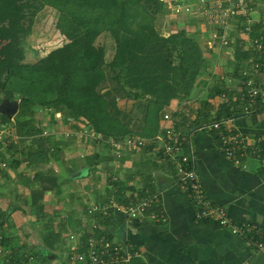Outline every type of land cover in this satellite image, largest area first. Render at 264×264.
Wrapping results in <instances>:
<instances>
[{"label":"trees","instance_id":"trees-1","mask_svg":"<svg viewBox=\"0 0 264 264\" xmlns=\"http://www.w3.org/2000/svg\"><path fill=\"white\" fill-rule=\"evenodd\" d=\"M190 1L196 4V1ZM176 3V0H0V103L7 97L20 101L19 110L13 119L0 113V132L6 123L13 121L15 134L19 137V142L0 150V164L6 166L8 163L15 168L22 164L28 167L32 164L42 165L32 179L30 175L26 177L33 180L35 185L39 183L36 186L38 188L31 193L33 204L37 207L36 214L45 212V203L41 200L47 191L53 190L58 195L65 185L71 183L72 178L60 174L54 167L55 163L61 166L65 160L74 169L79 168L80 163L87 176L93 171L107 170L106 190L111 192L108 193L109 198H104L100 203L105 205L111 198L119 204H126L127 179L114 180V175H109L111 164L116 159L112 155V141H122L129 135L146 138L155 136L160 129L164 108L170 106L172 99L184 101L190 98L206 68L198 33L183 28L166 35L155 24L156 13H161L164 18L174 10ZM46 5L59 10L57 25L66 36V42L37 61L26 62L23 42L31 32L35 17ZM193 15V11L188 12V16ZM197 19L200 21L202 18ZM203 23L208 29V25ZM210 24L214 33H222L221 26ZM103 33L112 35L116 42L110 63L105 61L104 47L96 43ZM256 35L257 32L253 30L251 36ZM229 45H233L232 40ZM235 51L236 59L244 61L245 58L238 57V46ZM258 62L261 64L257 71L261 73L264 62ZM216 86L199 107L198 119L193 121V127L241 113L239 99L233 100L229 93L228 99L217 106L210 102L211 98L227 91L221 85ZM129 99H133L129 110L120 108V105L125 107ZM152 100L162 104V109L158 108L157 111L155 126L148 124L146 116ZM143 105L146 111L138 117L135 109ZM46 109H53L50 114L51 128L56 126L57 114L61 113L72 132L66 131L64 138L56 136L54 130L47 132V125L40 117V112ZM69 118H74L75 122L71 123ZM88 130L95 141V144H91L93 149L85 138ZM80 132L84 133L78 145L81 144L83 151L78 158L73 151L78 148L74 143ZM9 136L12 138L13 135ZM99 143L102 147L97 145ZM0 145L3 143L0 142ZM151 145L145 146L144 151L148 154L153 153ZM13 148H18V155L10 158L6 153ZM69 152L70 158L65 159L64 154ZM42 180H46L50 188L41 186ZM88 185L87 189H90L91 183ZM81 204L85 206L89 222L96 223V230L111 226L110 217L104 214L103 209L91 211L86 209L85 203ZM3 221L0 220V227ZM107 230L104 232L107 233ZM76 231L74 233H82L83 236L79 234L81 238L85 237V230ZM1 234V242L8 249L10 239ZM60 241V231L54 230L44 235L45 245L53 251L60 248ZM8 256L10 258H3L1 264L20 262V254L16 250ZM27 256L21 261L22 264H28ZM53 261L46 254L41 255L39 262L34 264H51Z\"/></svg>","mask_w":264,"mask_h":264},{"label":"crops","instance_id":"crops-1","mask_svg":"<svg viewBox=\"0 0 264 264\" xmlns=\"http://www.w3.org/2000/svg\"><path fill=\"white\" fill-rule=\"evenodd\" d=\"M248 5L252 19L248 22L240 15L231 20L229 30L233 45L229 46L221 45L218 39L213 37L212 25L198 14L196 8L192 17L188 16V12L175 15L169 13L170 20L161 23L160 27L166 35L183 28L198 33L204 50L206 68L204 67L192 96L184 101L173 99L170 106L163 111L159 122L160 129L156 135L170 125L182 131L187 137L188 144L190 142L194 149L196 171L203 183L207 200L223 206L235 223L249 221L264 227V76L253 69V65L263 58H260L259 51L251 42V39L264 35V21L261 20L264 15V0H248ZM197 18L203 20L198 21ZM201 20L208 25V29H205V24ZM246 25L250 27L247 31ZM253 30L257 32L254 37L251 36ZM237 46L238 57L245 58L244 61L236 59ZM249 69L255 80L260 83L261 91L250 111H246L249 93L244 83L243 72ZM216 85H221V88L227 91L222 92L224 97L221 94L210 99L214 106L227 100V93L233 96V100L239 99L240 102L238 108L242 110L241 113L233 116L228 124L222 126L223 129L237 132L239 138L244 141L243 147L237 152L239 163L226 155L218 130L209 126L215 120L192 126L193 121L198 119L197 112L203 105V100L208 98L211 89ZM167 112L173 119H164L163 115ZM77 142L79 140L76 139L74 145ZM150 143L154 145L152 141H148L146 147ZM77 146L73 154L79 158L83 150L81 144ZM90 146L94 148L93 145ZM146 147L139 152L123 150L121 156L112 153L116 159L111 164L112 170H109V175L113 174L114 180L127 179L126 204H119L111 198L105 205L100 203L104 198H109L108 193L111 192L106 190L108 172L103 177L99 174L96 183L90 180V189H87L88 182L85 184L82 180L81 187L78 184V189L82 190L81 195L84 196L83 191H88L89 196L76 199L79 208L75 210L73 216L63 219L60 224L63 229L60 230V248L53 252H62L64 248L69 247L70 242H66L68 237L63 240L66 232L64 228L73 222L77 229L85 230L83 231L86 233L85 237L79 238L83 240V244L90 236L106 237L127 245L132 251H137L139 255L133 258L132 264H264V253L248 245L245 237L234 234L214 219H199L192 198L176 182L173 162L166 155L146 153L144 151ZM70 153L64 154L65 159L70 158ZM63 163L66 164L67 161ZM78 164L79 168H73V171L78 173L74 177L76 179L74 182L86 175V171L84 173L80 163ZM34 165L36 164L31 166L35 168ZM50 194L51 192L45 194L44 200ZM155 194L159 200L152 208L167 217L165 222L129 218L125 208L133 202L150 198ZM80 201L87 205L86 209L97 208L93 211L105 208L104 214L110 217L111 226H103L102 230H96V223L89 222L84 211L85 206L83 207ZM45 227L44 235L52 232L49 224L43 228ZM68 230L70 233L76 231L70 228ZM106 230L107 233L104 232ZM3 260L0 257V264ZM61 260L57 264H67V258Z\"/></svg>","mask_w":264,"mask_h":264},{"label":"built area","instance_id":"built-area-1","mask_svg":"<svg viewBox=\"0 0 264 264\" xmlns=\"http://www.w3.org/2000/svg\"><path fill=\"white\" fill-rule=\"evenodd\" d=\"M176 2L173 7L174 13L192 12L196 8L198 14H201L209 23H215L218 27L221 26L222 33H214L213 37L219 39L220 44L223 46H228L231 40L229 28L232 19L240 15L244 16L248 22L252 19L249 15L248 0H198L196 4L190 0H176ZM261 20L264 21V15ZM245 28L246 31L250 29L248 25ZM251 42L259 51L260 58L264 60V35L251 39ZM260 64L256 62L253 69L257 70ZM261 74L264 76V70ZM243 76L249 93L245 110L250 111L254 100L260 94V83L255 80L250 69L244 70ZM222 96L225 95L222 94ZM163 117L165 120L173 119L168 112L164 113ZM69 120L71 123L75 122L74 118H69ZM231 120V118L215 120L209 126L218 130L226 155L239 163L237 152L238 149L243 147L244 141L239 138L238 133L234 130L222 128ZM148 141L154 143L153 153L166 155L173 162L176 169V182L192 198L197 207L196 216L199 219H214L220 225L229 228L234 234L245 237L248 245H252L264 253V227L249 221L235 223L223 206L213 204L207 200L203 183L196 171L194 149L190 142L188 144L186 135L174 125L164 127L162 132L149 140L140 135H129L122 141H112L111 145L114 147V154L121 156L123 150L129 152L141 151ZM158 200V195L155 194L150 198L131 203L125 210L131 219L165 222L167 217L162 212L152 208ZM94 209L97 208H91V210ZM79 238L81 239L80 235L74 232H71L68 236L70 245L66 251L67 264H132L133 258L139 255L137 251H132L127 245L106 237L96 238L90 236L84 244L83 240L81 241ZM4 253L8 254L9 252L5 250L4 246L0 245V255ZM5 258L9 259L10 257Z\"/></svg>","mask_w":264,"mask_h":264},{"label":"rangeland","instance_id":"rangeland-1","mask_svg":"<svg viewBox=\"0 0 264 264\" xmlns=\"http://www.w3.org/2000/svg\"><path fill=\"white\" fill-rule=\"evenodd\" d=\"M168 8V7H167ZM171 14L175 15L172 11ZM59 10L51 5H46L43 9L37 14L34 19L33 25L31 27L30 34L25 38L23 44L26 50V62H35L38 59L45 56L51 50L60 47L63 43L66 42V36L62 34L58 27V20H59ZM157 19L155 24L161 25L162 22L170 20V14H166L164 18H162L161 13H156ZM168 31V30H167ZM168 35V34H167ZM96 43L105 49V61L110 63L116 49V42L112 35L108 33L101 34ZM245 68V67H244ZM108 84H105L107 86ZM118 98V96H116ZM103 99H105L103 97ZM103 99H101L103 101ZM19 100V99H18ZM173 100V99H172ZM171 100V101H172ZM170 101V102H171ZM133 104V99L128 100V104L124 107L125 110H129L128 108ZM162 107L160 102H156L155 100L151 101L149 105V110L147 116L148 124H157V111L158 108ZM168 108V107H167ZM166 108V109H167ZM162 109V108H160ZM165 110V108H164ZM51 111L53 109H46L44 112H40V117L45 122L47 132H56V136L64 138L66 131H68L69 127L67 126L66 120L63 119L62 114H57V124L56 126L53 125L51 128L49 124L51 123ZM146 111V107L144 105L141 108L135 109V114L140 117ZM0 132V142L3 145H0V150H4V147H8L16 142H19V137L15 134L14 131V122L6 123ZM72 132V129L69 130ZM85 132V131H84ZM84 132H80L76 139L79 140L78 143L81 141V136ZM88 136L85 137L86 140L88 139L89 144H95V141L92 140V133L86 131ZM13 135L10 138L9 135ZM64 135V136H63ZM90 139V140H89ZM85 140V141H86ZM92 141V142H91ZM76 144V145H77ZM99 147L102 145L99 143L97 144ZM18 148H13L9 150L6 154L13 158L18 155ZM57 172L63 173L67 178H72L71 183H68L63 187L62 192L58 195L54 194L52 191H47L45 194L51 192L50 195L45 197V200H41L45 203V212L39 214L35 213L36 206L33 204V200L31 198V193L36 190V185L33 183L32 176L36 170H40L42 165L36 164L34 167L27 166L26 164L20 165L18 168L14 166H10L8 163L6 166L4 164H0L2 171H0V220L3 221V226L0 227V245L2 244L3 233L6 238H9L10 246L8 249V254H14L15 250L20 254V262L24 261L26 256L28 258V264L38 263L40 260L41 255H48L50 259H54L51 264H57L61 259L64 260L66 258V251L68 248H64L62 252H53V250L47 248L44 243V233L46 232L43 228L46 224L50 225L52 231L54 230H63L60 224H62L63 219L68 218L70 215L73 216L75 210L78 207L77 198L81 196V189H78L81 182L86 184L92 180V183L97 181V177L99 174L103 177L106 175V171L100 169L99 171H93L92 173L85 175L88 177L85 178H78L77 181L74 182V177L78 175L70 164L67 162L66 164L62 162V165L54 164ZM35 169V170H34ZM31 176V179L28 180L26 177ZM107 176V175H106ZM76 180V179H75ZM41 186H46L50 188V185L46 180H42L40 182ZM84 196H89L88 191H83ZM73 195V200L72 199ZM84 196H82L84 198ZM47 198V199H46ZM56 199V200H55ZM80 199V198H78ZM3 212V217H1V213ZM72 229L75 231L77 226L72 222L70 225L68 224L64 230L66 231L63 236V240L69 236L70 230ZM1 230L3 232H1ZM26 236V237H24ZM69 240H66L68 243ZM70 244V243H68ZM14 247V249H13ZM6 253L0 255L2 258L7 257ZM56 256V258H54ZM21 258H23L21 260ZM61 260V261H62Z\"/></svg>","mask_w":264,"mask_h":264},{"label":"water","instance_id":"water-1","mask_svg":"<svg viewBox=\"0 0 264 264\" xmlns=\"http://www.w3.org/2000/svg\"><path fill=\"white\" fill-rule=\"evenodd\" d=\"M20 101L18 99L5 98L0 103V113L8 116V118L13 119L15 114L19 110Z\"/></svg>","mask_w":264,"mask_h":264}]
</instances>
